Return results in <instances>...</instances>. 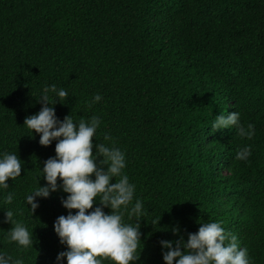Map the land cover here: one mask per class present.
<instances>
[{
	"label": "trees",
	"instance_id": "1",
	"mask_svg": "<svg viewBox=\"0 0 264 264\" xmlns=\"http://www.w3.org/2000/svg\"><path fill=\"white\" fill-rule=\"evenodd\" d=\"M51 85L68 93L54 105L58 119L99 116L93 145L126 154L123 174L136 186L129 210L139 199L146 213L135 264H164L160 240L186 241L216 221L251 264H264V0H0V154L23 166L0 190V252L24 264H55L66 250L53 230L68 214L66 194L38 198L33 215L25 203L55 156V141L41 146L24 126ZM95 94L103 99L90 107ZM237 111L254 125L251 139L234 127L213 132L215 117ZM245 147L248 160H236ZM9 209L33 233L28 248L7 239Z\"/></svg>",
	"mask_w": 264,
	"mask_h": 264
},
{
	"label": "clouds",
	"instance_id": "2",
	"mask_svg": "<svg viewBox=\"0 0 264 264\" xmlns=\"http://www.w3.org/2000/svg\"><path fill=\"white\" fill-rule=\"evenodd\" d=\"M67 97L63 87H45L39 98L40 111L24 120V126L32 134L39 135L41 146L56 142L55 156L43 164L45 185L32 190L25 197V203L33 215L40 207L38 198L47 199L57 191L66 194L60 202L68 214L57 217L53 224L54 233L66 250L57 254L55 264H64L65 260L66 264H103L104 259L113 264H135L141 255H137L142 243L139 221L146 213L139 199L129 210L136 186L123 174L127 166L126 154L118 147L103 143L93 145V137L102 122L99 116L87 120L81 118L78 123L72 115L58 119L54 105L63 104ZM102 99L101 95L95 94L89 106ZM240 121L238 111L227 115L222 113L215 117L211 128L215 132L234 127L237 135L251 139L255 134L254 125L245 127ZM104 139L111 140V136L105 134ZM250 155L251 148L245 147L236 153L235 159L247 161ZM22 169L19 156L0 154V190L9 189L7 181L21 177ZM113 179L115 183L111 182ZM13 199L14 194L8 192L4 202L11 204ZM94 204L98 206L94 207ZM104 209H110V212L106 213ZM125 213L129 219L136 217L134 226L124 222ZM160 218L154 216L151 223L159 224ZM3 223L12 225L7 231L10 242L23 248L32 245L33 233L14 219L11 209L5 210ZM172 233L179 235V227H173ZM159 245L164 264H251L248 249L242 248L238 238L226 232L219 221L200 223L198 231L187 234L186 241L180 236L174 242L160 240ZM0 264H24V261L0 252Z\"/></svg>",
	"mask_w": 264,
	"mask_h": 264
},
{
	"label": "rangeland",
	"instance_id": "3",
	"mask_svg": "<svg viewBox=\"0 0 264 264\" xmlns=\"http://www.w3.org/2000/svg\"><path fill=\"white\" fill-rule=\"evenodd\" d=\"M224 174H228L227 171H224Z\"/></svg>",
	"mask_w": 264,
	"mask_h": 264
}]
</instances>
